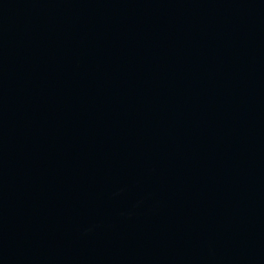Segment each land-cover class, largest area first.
I'll return each instance as SVG.
<instances>
[{
    "label": "water",
    "instance_id": "obj_1",
    "mask_svg": "<svg viewBox=\"0 0 264 264\" xmlns=\"http://www.w3.org/2000/svg\"><path fill=\"white\" fill-rule=\"evenodd\" d=\"M0 264H264V0H0Z\"/></svg>",
    "mask_w": 264,
    "mask_h": 264
}]
</instances>
